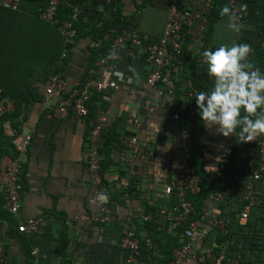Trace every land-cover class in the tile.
<instances>
[{
    "label": "crops",
    "instance_id": "crops-1",
    "mask_svg": "<svg viewBox=\"0 0 264 264\" xmlns=\"http://www.w3.org/2000/svg\"><path fill=\"white\" fill-rule=\"evenodd\" d=\"M43 2L44 0H18L16 10L0 8V89L10 88L16 78L17 95L21 93L24 81L31 78L26 88L33 91L36 97V100L21 103L23 118L16 129L8 120L1 123L2 135L10 137L13 148L23 134L32 131L27 152L21 160L25 165L24 183L15 217L16 221L38 215L44 219V226L30 235L15 232L14 217L0 219V241L4 257L7 264H120L117 240L125 228V216L129 211L141 208L142 203L153 205L158 211L167 207L172 199L163 192V185L187 169V159L183 158L187 136L183 134L182 125L170 119L168 107L154 89L144 87L143 81L149 63L135 50L134 58L130 60L128 50L118 48L116 66L129 84L104 91L94 102L98 110L96 113L104 112L108 124L112 119H118L120 125L119 141L111 154L112 164L106 169L104 176L115 188L119 187L120 182H124L123 178L128 174L125 172L127 166L121 162L120 157L127 154L124 150L126 139L130 135H136L144 145L149 160L145 163L144 154L133 164L140 171L151 173V177L141 183L138 195L130 196L128 203L107 201L114 215L109 222L99 224L94 220L99 213L100 204L90 197L92 183L86 168V124L72 116L55 118L48 108L49 102L44 103L42 100L43 81L38 76L41 72L39 67L45 66L50 59L52 40L56 34L50 23L36 15L37 8ZM155 2L157 4L145 3L137 16L136 13H130L131 9L124 12L127 17L133 18L141 32L153 39L161 35L165 20V2ZM183 4L199 7L201 1L183 0ZM243 5H247L246 17L240 22L245 28L239 35L227 28V17L221 15L214 21L204 43L199 37L202 28L198 22L188 29L183 41V49L188 56L198 55L201 50H215L221 44L231 45L235 40L252 46L250 61L259 68L258 51L263 50L264 43V0H243ZM130 6L132 7L131 3ZM101 7L102 11L99 10ZM110 13L111 8L106 0H88L85 4L84 15L89 24L99 23L101 19L108 18ZM86 45L85 38L79 39L63 62L60 63L59 54L52 65V69L55 68L69 86L83 80ZM61 51L62 49L60 53ZM200 59L195 64V80L202 88H207L206 92H210L214 80L207 75V65L200 66ZM130 68L135 71H130ZM176 81H179L178 87L182 90L187 78L180 80L177 75ZM131 88L138 91H132ZM139 91H143V96ZM144 99L148 100L147 105H144ZM136 122L139 126H136ZM204 130L202 145L208 143L225 149L230 147L233 136L225 138L216 134L215 129L204 127ZM206 155L207 170L209 166H213L216 156L214 153ZM4 159L0 161V168ZM252 159L248 146L238 141L236 166L228 177L232 186H240V180ZM120 170L125 172L122 177L119 175ZM2 181L0 169V201ZM256 192L261 203L250 211L253 210L252 216L258 215L261 221L257 230L259 249L254 255L258 264H264V181L259 182ZM204 208L208 216L218 213L217 202L213 197L206 199ZM75 216L77 218H73ZM79 216L84 218H78ZM237 217V222L242 224L245 219ZM226 246V242L222 244V248L225 249ZM234 246L241 248L238 242ZM32 250L35 253H31ZM244 254L245 258L251 257ZM183 264L195 263L184 259Z\"/></svg>",
    "mask_w": 264,
    "mask_h": 264
},
{
    "label": "built area",
    "instance_id": "built-area-1",
    "mask_svg": "<svg viewBox=\"0 0 264 264\" xmlns=\"http://www.w3.org/2000/svg\"><path fill=\"white\" fill-rule=\"evenodd\" d=\"M148 1L120 0L121 3L129 2L132 5L145 4ZM163 1L165 2V20L159 37L150 38L137 28L131 16H126L129 23L122 26L109 43L107 56H99L93 63V67L87 70V74L82 81L76 85L69 86L57 71L47 76L42 83V100L44 103L49 102L48 108L55 118L63 119L67 116H72L85 121L88 115L87 101L92 93L126 87L129 84L127 78L116 75L118 72L121 73L117 69L116 58L108 59L109 51L115 49L117 52L118 48H126L130 60H133V51L135 50L141 58L149 63L143 85L154 89L156 95L169 107L177 82L176 76L183 63L180 51L186 31L192 28L196 22L202 28L201 30L204 29L205 13L209 10L211 0H200L201 6L199 7H193L189 4L184 5L183 0ZM61 3H65L71 8V18L74 19L78 10L76 5L70 4L67 0H44L37 8V16L43 21L54 24L65 41H71L75 36L72 19L56 17L57 7ZM225 5L233 9L241 19L246 17V11H241L243 0H226ZM0 7L16 10L18 0H0ZM110 31H113V29L111 28ZM85 41L88 47L99 46V40L85 37ZM67 52L68 49L65 48L61 51L60 60L67 56ZM203 65L205 63H203L201 58L200 66ZM132 91L137 92L138 90L133 88ZM139 93L143 96V91H139ZM143 102L144 105L148 104L147 99H144ZM12 107V103L1 94L0 90V117L11 111ZM184 110L185 105L182 102L175 103L174 106H171L170 119L181 124L183 134L187 136L191 125L189 118L180 119L184 114ZM191 112L190 110L189 113ZM105 122L106 115L104 112H98L88 126L85 135L86 168L92 183L90 197L94 201H99L98 197L102 189L98 172L100 159L98 148ZM136 126H139L138 122H136ZM31 134L32 131L23 134L18 139L15 153L10 157H6L1 167V175L3 177L1 184L2 208L6 214L14 217V229L27 235L35 233L44 226V219L39 215L27 217L23 220L17 219V221L15 217L20 206L22 191L19 182L20 164L27 152ZM246 145L250 149V156L253 157L252 163L249 169L246 170L241 187L235 190L233 186H229V190L243 201V206L237 214L241 219H245L250 209L260 203L254 184L264 172V136L258 137L255 141L246 143ZM203 146L205 153H214L216 156V162L207 169L208 177L213 179L220 173L227 162V149L211 146L208 143ZM124 150H126L127 154L120 157V160L126 164L128 175H133L135 172L133 162L143 157L146 152L145 147L136 135H130L124 143ZM183 158L187 159V153H184ZM198 190L197 177L186 170L164 183L163 192L170 197H174L160 215L161 227L165 231L168 232L186 221L191 211V203L185 196L186 194H195ZM128 199L129 197H124V203H128ZM213 199L216 202H220L222 195L216 193L213 195ZM99 204V213L94 217V220L99 224H104L109 222L114 215L109 208L108 202H99ZM78 218L84 217L79 216ZM149 218L150 214L144 213L141 208L131 210L125 216V228L117 240L120 264H156L155 261L145 260L140 255L138 235L144 237L145 242L149 243L145 232L140 231L137 235L134 232L133 219L148 220ZM225 226L226 222L222 217L217 215L208 216L204 208L197 219L189 221L183 228L181 233L182 242L172 250L171 258L166 264H183L184 259H189L195 264H245L238 253H227L224 248L219 247L215 242L214 236L216 233L222 235L226 233ZM215 248H220V250L214 251ZM234 248L239 249L240 247L234 246ZM31 253H35L34 250ZM0 264H7L1 241Z\"/></svg>",
    "mask_w": 264,
    "mask_h": 264
},
{
    "label": "trees",
    "instance_id": "trees-1",
    "mask_svg": "<svg viewBox=\"0 0 264 264\" xmlns=\"http://www.w3.org/2000/svg\"><path fill=\"white\" fill-rule=\"evenodd\" d=\"M67 1L70 4L76 5V8L78 10L75 14L74 19L71 18V8H69V6L65 3H61L57 7L56 17L72 19V26L74 27L75 36L71 41H65L64 37H62V35L58 32L55 25L50 23L51 27L54 28L56 34L54 36V39L52 40L50 59H48L47 64L45 66L43 65L39 67L41 68V72H39L38 76L41 81H44L49 74L55 72V68L52 69V65L55 63V60L58 59L61 49H68L69 52V50L75 44L76 41L85 37H89L93 40H99V46L91 48L86 45L87 57L86 62L82 68V78H84L87 74V70L93 67V63L98 59L99 56H107L109 43L115 37L118 30L122 26L127 25L129 23V20L126 18L124 12H127L131 9L130 13H136L137 16L140 9L144 6V3H140L129 7L130 3L128 2L121 3L120 0H108L107 5L111 8V13L109 17L106 19H101V21L97 24H89L86 22L84 15L85 4L88 0ZM225 2L226 0H211L209 4V10L205 13V22L203 25L204 29L199 35L200 40H202L203 43L209 36L212 30L213 23L219 17L220 10L223 6H225ZM148 3L157 4L155 0H149ZM111 28L113 29V31H110ZM183 48L184 47L182 43L180 56L183 58V63L179 69L178 76L180 77V80H184L185 78H187V81L184 82V88L182 90L178 87L179 81L178 83L176 82L174 94L172 99L170 100V105L168 107V113H171V106H174L175 103L182 102L185 105L184 114L181 116L180 119L189 118V122L191 125L187 135V145L185 147V152L187 153L186 171L191 172L197 177L199 190L195 194H186V199L191 203V211L188 215V218L185 222L181 223L180 225L176 226L168 232L161 227L162 221L160 219V215L163 211L156 210L155 206L153 205L142 203V206H140L141 209L144 213L150 214V218L148 220L133 219L135 234L137 235L138 232L143 231L146 234L145 236L149 239V243H146L144 237L138 235L140 255L145 260L155 261L156 264H166L167 261L171 258L172 250L181 244V233L186 224L189 221L197 219L200 216L201 212L204 209L206 199L209 196L213 197V195H215L216 193H220L222 195V199L220 202H217V216L222 217L225 220L226 233L224 235L216 233L214 236L215 242L219 247H222V244L226 242L228 246L225 247V252L238 253L241 260L245 264H258V262L255 261L256 257L254 253L259 249L257 246V239L259 237L257 230L261 220L258 215H255L256 217H253V210H251L249 211V214L245 218L243 223H238L237 214L243 206V201H241L235 195V193L229 190V186L232 185L230 182H228V177L231 171H233L236 166L235 152L237 150L239 138L237 137L236 139V137L233 136L232 143L227 149V162L225 163L224 168L215 178L210 179L206 170V163L208 162V157L204 151V146L202 145V133L205 130L203 126V121H201V118L198 115V109L196 107L195 102L196 94L201 91H206L207 89L206 87L202 88V85H199L195 80V64L202 57L201 53L203 51L201 50L200 54L189 57L188 53L185 52ZM258 52L260 53H258V67L259 70L264 73V52L263 50ZM66 58L67 56L64 59H61L60 63L63 62ZM14 79L15 81H12L13 83L10 88L4 87L0 89L1 94L3 96H6L13 105L11 111L6 112L0 117V161L3 158L10 157L15 153V148H13V145L10 142V137H4L2 135L1 123L5 120H8L9 124L16 129L17 124H19V121L21 120V118H23L20 110L21 103L26 102L30 99L36 100L34 92L26 88L31 78L24 81L25 85L22 87L21 93H18L17 95L16 78ZM101 93L103 92L92 93L90 95V99L87 101L88 115L84 121L86 124V132L88 130V126L97 114L96 112L98 110L94 102L99 99ZM190 110L192 111L191 113H189ZM119 129L120 125L118 123V119H112L109 124L107 122H105L104 124L101 133L100 146L98 148V152L100 154L98 172L100 175V182L102 186L101 193H104L107 196V201H113L115 203L120 204L124 202V197L137 196L139 186L143 181H146V179L151 177V173L148 174L145 170L140 171L134 165V174H127V176L123 178L124 182L122 181L119 183V187L115 188L114 186L110 185V180H107L105 178L104 173L106 172V169L109 167V165L112 164L111 154L112 150L115 149L119 141ZM148 160L149 156L146 152L144 159L145 163ZM247 169H249V166L247 167ZM125 172L127 171L125 170ZM125 172L120 170V177L124 176ZM24 173L25 165L21 162L19 174L21 190L23 189ZM243 181L244 176L240 180V186H233L235 190L236 188L241 187ZM261 181H264V172L261 174L260 179L254 184L256 191L257 186ZM173 198L174 197L171 196V199ZM260 203L258 205H260ZM2 204L3 200L0 201V219H7L9 215L6 214L4 209L1 207ZM258 205L256 207H258ZM13 225L15 226V224ZM235 242L241 244L240 249L234 248ZM219 250L220 248L214 249V251ZM244 253L251 255V257L248 256V258H245Z\"/></svg>",
    "mask_w": 264,
    "mask_h": 264
},
{
    "label": "clouds",
    "instance_id": "clouds-1",
    "mask_svg": "<svg viewBox=\"0 0 264 264\" xmlns=\"http://www.w3.org/2000/svg\"><path fill=\"white\" fill-rule=\"evenodd\" d=\"M246 10L247 5H241V11ZM220 15L227 17L231 32L239 35L245 28L241 17L227 5L221 8ZM252 52L250 44L235 40L231 45L204 50L202 60L214 86L210 92L201 91L195 96L198 115L206 129H215L216 134L225 138L238 137L245 144L264 136V73L250 61ZM115 58L117 52L112 49L108 59ZM116 75L119 77L122 73ZM98 200L106 203L107 196L101 193Z\"/></svg>",
    "mask_w": 264,
    "mask_h": 264
},
{
    "label": "rangeland",
    "instance_id": "rangeland-1",
    "mask_svg": "<svg viewBox=\"0 0 264 264\" xmlns=\"http://www.w3.org/2000/svg\"><path fill=\"white\" fill-rule=\"evenodd\" d=\"M263 222H264V219H263Z\"/></svg>",
    "mask_w": 264,
    "mask_h": 264
}]
</instances>
